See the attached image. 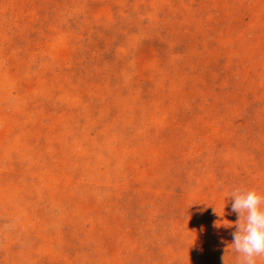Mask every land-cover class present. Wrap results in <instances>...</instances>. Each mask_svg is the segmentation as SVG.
Listing matches in <instances>:
<instances>
[{"label": "rangeland", "instance_id": "374dc122", "mask_svg": "<svg viewBox=\"0 0 264 264\" xmlns=\"http://www.w3.org/2000/svg\"><path fill=\"white\" fill-rule=\"evenodd\" d=\"M238 186L264 0H0V264H239Z\"/></svg>", "mask_w": 264, "mask_h": 264}, {"label": "clouds", "instance_id": "9594fccd", "mask_svg": "<svg viewBox=\"0 0 264 264\" xmlns=\"http://www.w3.org/2000/svg\"><path fill=\"white\" fill-rule=\"evenodd\" d=\"M232 211L238 215L232 233L231 249L238 255L239 264H264V193L257 189L238 186L231 189ZM215 213L223 216L214 208ZM226 221V222H221ZM232 227L233 222L220 220L214 226ZM224 264L227 261L224 258Z\"/></svg>", "mask_w": 264, "mask_h": 264}]
</instances>
